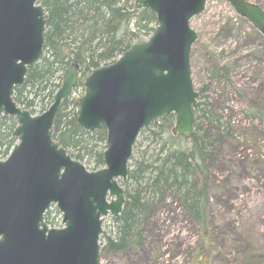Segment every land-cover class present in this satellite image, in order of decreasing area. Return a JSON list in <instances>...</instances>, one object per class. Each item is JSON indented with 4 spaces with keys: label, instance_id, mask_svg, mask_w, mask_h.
<instances>
[{
    "label": "water",
    "instance_id": "obj_1",
    "mask_svg": "<svg viewBox=\"0 0 264 264\" xmlns=\"http://www.w3.org/2000/svg\"><path fill=\"white\" fill-rule=\"evenodd\" d=\"M207 0H133L156 18L149 38L83 80L75 123L106 132L104 167L89 172L52 138L59 104L77 84L78 65L62 73L51 105L31 115L12 100L27 67L42 54L47 15L39 0H0V116L14 117L16 143L0 160V264H100L104 218L118 216L121 186L139 132L169 113L171 134L192 133L198 93L190 78V47L197 39L189 20ZM264 34V10L246 0H224ZM55 205L62 228H48L44 212Z\"/></svg>",
    "mask_w": 264,
    "mask_h": 264
},
{
    "label": "trees",
    "instance_id": "obj_2",
    "mask_svg": "<svg viewBox=\"0 0 264 264\" xmlns=\"http://www.w3.org/2000/svg\"><path fill=\"white\" fill-rule=\"evenodd\" d=\"M40 4L47 14L43 51L40 58L27 67L23 84L15 87L12 95L14 102L31 114H34L37 99L51 104L60 85L55 82L72 63L79 66L76 87L82 89V81L89 72L113 62L133 43L148 38L156 26L155 15L148 9L135 10L132 0H41ZM208 63L210 82L218 86L227 84L230 67L213 60ZM72 92L59 105L52 138L71 158L93 163L92 170L100 169L105 130L100 127L87 132L75 123L77 99L71 98ZM192 113L193 131L188 137L171 135L172 113L140 131L123 183L122 211L112 219L114 232L109 235L103 232L101 257L131 255L130 261L140 260L141 254L147 252L148 237L156 236L152 229L155 217L170 203L177 205L198 229V255L207 256L209 264L220 258L211 245L215 231L211 224V200L216 192L212 176L217 156L224 151L230 132L221 122L220 114L207 102L197 101ZM263 113L264 108L258 106L250 109L248 116L262 121ZM14 127V118L0 117L1 159L15 143L11 136ZM48 215L49 212L44 215L45 222L54 226ZM254 250L242 243L237 257L223 258L216 264H264V255Z\"/></svg>",
    "mask_w": 264,
    "mask_h": 264
},
{
    "label": "rangeland",
    "instance_id": "obj_3",
    "mask_svg": "<svg viewBox=\"0 0 264 264\" xmlns=\"http://www.w3.org/2000/svg\"><path fill=\"white\" fill-rule=\"evenodd\" d=\"M247 1L264 9V0ZM189 27L197 34L189 57L192 86L199 94L197 101L212 106L230 132L212 176L216 192L211 200V224L215 230L211 245L214 253L221 255L212 264L237 257L242 243L264 255V119L248 116L250 109L264 108V34L237 16L223 0H208L203 12L190 19ZM209 60L230 67L227 84L210 82ZM57 82L61 83V77ZM81 93L82 89L75 87L71 98L77 99ZM46 107L47 100L41 103L37 99L33 113L39 114ZM82 165L93 171V163ZM54 209L48 215L54 226L49 227L59 228L60 214ZM153 222L156 236L147 235L149 246L140 260L130 261L131 255H102L100 264H209L207 256L197 253L198 229L177 205L169 203L160 209ZM113 227L112 217L106 216L100 249L103 232L112 234Z\"/></svg>",
    "mask_w": 264,
    "mask_h": 264
}]
</instances>
